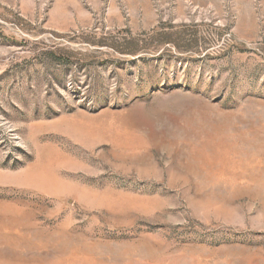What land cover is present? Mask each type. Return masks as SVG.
<instances>
[{
	"label": "rangeland",
	"instance_id": "374dc122",
	"mask_svg": "<svg viewBox=\"0 0 264 264\" xmlns=\"http://www.w3.org/2000/svg\"><path fill=\"white\" fill-rule=\"evenodd\" d=\"M0 264H264V0H0Z\"/></svg>",
	"mask_w": 264,
	"mask_h": 264
}]
</instances>
